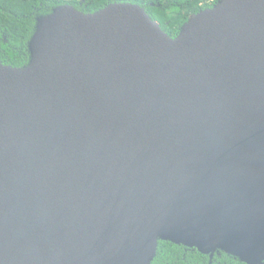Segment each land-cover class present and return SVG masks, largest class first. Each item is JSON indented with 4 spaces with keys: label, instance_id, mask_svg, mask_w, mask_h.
<instances>
[{
    "label": "water",
    "instance_id": "obj_1",
    "mask_svg": "<svg viewBox=\"0 0 264 264\" xmlns=\"http://www.w3.org/2000/svg\"><path fill=\"white\" fill-rule=\"evenodd\" d=\"M0 64V264H150L158 240L264 264V0L170 38L56 11Z\"/></svg>",
    "mask_w": 264,
    "mask_h": 264
},
{
    "label": "trees",
    "instance_id": "obj_2",
    "mask_svg": "<svg viewBox=\"0 0 264 264\" xmlns=\"http://www.w3.org/2000/svg\"><path fill=\"white\" fill-rule=\"evenodd\" d=\"M216 0H0V64L26 70L31 65L30 43L38 27L56 11L70 8L85 15L97 14L111 5H133L145 10L170 38L178 36L190 16L212 8ZM150 264H246L222 250L212 255L196 247L158 240Z\"/></svg>",
    "mask_w": 264,
    "mask_h": 264
},
{
    "label": "rangeland",
    "instance_id": "obj_3",
    "mask_svg": "<svg viewBox=\"0 0 264 264\" xmlns=\"http://www.w3.org/2000/svg\"><path fill=\"white\" fill-rule=\"evenodd\" d=\"M12 2H15V3H17L19 0H11ZM217 2V0L215 1V3ZM214 3V4H215Z\"/></svg>",
    "mask_w": 264,
    "mask_h": 264
}]
</instances>
